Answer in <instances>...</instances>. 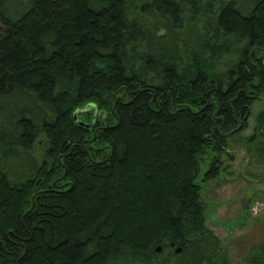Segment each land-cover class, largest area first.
Returning a JSON list of instances; mask_svg holds the SVG:
<instances>
[{"label":"trees","instance_id":"obj_1","mask_svg":"<svg viewBox=\"0 0 264 264\" xmlns=\"http://www.w3.org/2000/svg\"><path fill=\"white\" fill-rule=\"evenodd\" d=\"M249 130L264 164V0H0V264H230Z\"/></svg>","mask_w":264,"mask_h":264},{"label":"rangeland","instance_id":"obj_2","mask_svg":"<svg viewBox=\"0 0 264 264\" xmlns=\"http://www.w3.org/2000/svg\"><path fill=\"white\" fill-rule=\"evenodd\" d=\"M94 113L100 115L98 110ZM249 122L252 126L254 120ZM250 133L230 140V156L222 162L225 170L204 193L206 225L222 240L230 264H254L252 260L264 252V164L240 140Z\"/></svg>","mask_w":264,"mask_h":264},{"label":"water","instance_id":"obj_3","mask_svg":"<svg viewBox=\"0 0 264 264\" xmlns=\"http://www.w3.org/2000/svg\"><path fill=\"white\" fill-rule=\"evenodd\" d=\"M161 250H162V247L159 246V247L157 248V251L160 252ZM180 251H181V249H178V250H177L178 253H179Z\"/></svg>","mask_w":264,"mask_h":264}]
</instances>
